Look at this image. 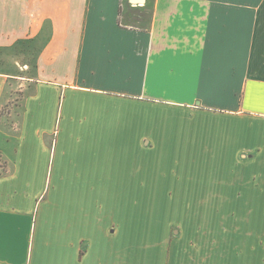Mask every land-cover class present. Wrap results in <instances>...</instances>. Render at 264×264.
I'll list each match as a JSON object with an SVG mask.
<instances>
[{"label": "rangeland", "instance_id": "1", "mask_svg": "<svg viewBox=\"0 0 264 264\" xmlns=\"http://www.w3.org/2000/svg\"><path fill=\"white\" fill-rule=\"evenodd\" d=\"M153 2L143 8L123 0L124 22L148 28ZM241 2L253 35L264 0ZM12 3L0 0V7ZM40 50L23 47L14 65L13 48L0 46V70L10 65L25 76L10 80L15 100L0 114L19 128L32 91L25 78H34ZM148 84L159 101L107 100L69 89L59 109L54 101L52 110H38L23 128L18 195L30 199L35 219H79L84 249H91L87 264L106 261L111 250L119 259L126 254L128 264L163 263L164 247L169 255L177 250L173 262L182 264H264V121L254 112L163 108L156 66ZM48 133L46 150L41 141ZM28 166L33 173L21 176ZM6 171L0 159V175Z\"/></svg>", "mask_w": 264, "mask_h": 264}, {"label": "crops", "instance_id": "2", "mask_svg": "<svg viewBox=\"0 0 264 264\" xmlns=\"http://www.w3.org/2000/svg\"><path fill=\"white\" fill-rule=\"evenodd\" d=\"M122 1L13 0L0 7V46L13 48V64H19L23 47L41 49L34 78H25L32 91L25 96L21 127L4 115L0 119V159L7 165V175H0V264H87L91 256L79 219H35L30 199L19 196L15 185L27 140L23 128L34 123L38 110H52L54 101L59 109L64 91L157 102L148 84L156 66L163 75V108L254 112L264 121V7L257 8L252 35L242 0H154L148 28L124 22ZM22 65L30 69L28 62ZM11 68L0 70V114L15 100L10 80L25 77ZM46 136L41 142L47 150L50 133ZM109 252L103 261L95 251L99 258L92 264H128L126 254L119 259ZM175 257L177 250L169 255L164 247L163 263L150 264H182Z\"/></svg>", "mask_w": 264, "mask_h": 264}, {"label": "water", "instance_id": "3", "mask_svg": "<svg viewBox=\"0 0 264 264\" xmlns=\"http://www.w3.org/2000/svg\"><path fill=\"white\" fill-rule=\"evenodd\" d=\"M132 3H134V4H142V3H145V0H132Z\"/></svg>", "mask_w": 264, "mask_h": 264}]
</instances>
